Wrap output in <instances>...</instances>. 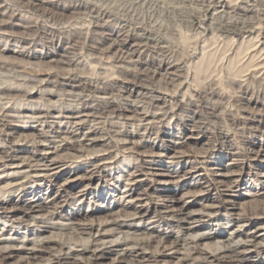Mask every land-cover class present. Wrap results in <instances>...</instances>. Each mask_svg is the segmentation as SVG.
Returning <instances> with one entry per match:
<instances>
[{
    "label": "rangeland",
    "instance_id": "obj_1",
    "mask_svg": "<svg viewBox=\"0 0 264 264\" xmlns=\"http://www.w3.org/2000/svg\"><path fill=\"white\" fill-rule=\"evenodd\" d=\"M2 1L6 4L8 3L7 6L9 5V8L18 10L17 4L21 0ZM55 1L59 2L61 5H67L69 2L68 4H80L88 7L94 6V8L99 7L101 10L106 8L105 11H108V14L114 9L112 11L113 13L110 12L109 14L111 19L109 18L110 21H107V24L95 18L76 16L72 13L70 14V12L65 14V19L71 21V24L75 23V25L78 26L82 24L93 26L102 23L108 25L106 27L109 28V30H117L118 27L119 29L122 27L121 30H123L124 33L128 30L126 33H129V35L132 34L137 40L140 39L141 47L140 49L138 48L139 50L136 49V51L139 52L133 55L127 52L128 54L126 53L127 56H125L122 50V52H120L119 49L121 46H119L117 41L114 39L111 40L112 38H107L104 41L95 36L89 37L88 39L79 38L78 40L80 41L76 42L73 53L72 50H70L67 54L58 56L54 55L52 49H50V51L47 50L48 53H46V49L43 50L40 47V43L44 44L50 39H45L41 32H35L33 34V32L28 33L27 29H25V27H27L25 24L32 21H44V18L41 19L42 17L37 16L40 15L39 13L24 9L20 10L22 20L19 19L17 23L16 21H14L15 23L11 21L5 22L0 18V119L3 118L4 115H7L4 119L8 122L10 120L9 123L17 126V133L10 137L11 140L5 136L7 130H4L3 127L0 126V156H2L3 152L6 150L11 151L16 148L22 149V147H24L26 154L34 151L32 145H26L24 142L26 143L25 140L32 141L36 135L42 133L40 131V125L36 123V119L32 118L33 120L31 121V118H29V115L34 117L33 114H30V112L23 113V109L30 108V106H27L26 102H24L21 97L17 96V98L11 99L9 98V94L6 93L8 92V88L18 86L19 84L21 85L20 88L23 86L27 88V86L37 85L32 92L33 98L30 99V101L39 102L41 96L38 92H40L41 89L47 88L57 95L55 99H52L50 103L47 102V104H52V102H54L53 104L57 105V109L67 107V109H69L72 104L69 103L74 100V95L69 94V92L64 90V87L59 84L61 83L65 86L66 84L69 85L68 83H70L72 78H82V80L91 82L92 80L109 81L108 83L139 82L143 85L144 89L149 92L146 93L148 95L145 94L137 98L130 97L129 100L121 98L119 93L115 92L116 94L113 93L109 99L115 108L129 109V111H124V114L130 119H133L131 120L132 123L130 121V124L125 125L114 113H111L112 109L109 111L111 114L106 112L104 116L102 115L103 119L100 118L95 121L96 123H89L90 126L93 125L96 131L101 134L98 136L105 135V139L113 136L115 131L123 132L128 129H135L139 134L144 133L143 125L140 126L138 121L139 117L135 112L131 111L132 108H138L140 110L141 108L145 110L150 108L149 111H155L154 113L158 115L157 117L159 119L157 118L153 121L149 139L145 142V147L140 149L141 151L144 150L142 153L146 154V158L143 156L140 157L139 154L126 149L127 145L126 147H115L113 145L108 152H99L97 154L99 158L105 157L108 159L104 162L98 160V157H95V155H90L91 157L83 156L81 158H69L70 160L67 159L66 165L64 164L62 166L60 165L61 163L58 165L59 168L65 170L66 173L63 174L56 186H51L50 182H46L45 186L32 192L33 188H31V185L24 187L21 185L22 181L26 179L23 178L25 176V172L23 171H26V168L20 169V173L16 174L15 180L6 176L7 173L12 172L13 169L4 170L0 167V200L9 198L10 204L7 206L8 208L22 207V209H24L29 205H40L44 207V205L48 206L51 204L52 208L49 211H53L57 215L55 219L50 221L41 219L39 222L37 220L34 223L24 218L25 221L21 223L17 222V218L22 216L21 211L14 213V216L10 219H4V216L0 214V247L21 246L22 244H28L36 238H53L61 245L72 247L83 242L86 243L89 241L87 240L89 239L88 236L79 233L80 231H77L74 226H71V221L68 220V217L71 216L72 213H87L91 215L90 219L96 222L104 221L111 215L122 220L127 218V215L133 214L135 210L140 207L147 209L151 203H158L162 205V210L167 211L170 210L171 207H178L185 204L188 205L190 211L201 213L207 206L213 205L216 202L217 194L215 190L206 191V186L209 184V181H215L214 183H216L215 185L217 186H220L219 181H223L230 187L231 190L222 193L223 196H221L222 199L228 201L226 204L228 211H232L233 213H258L264 210V162L255 160L248 153L253 144L264 143V121L260 117H264V85H262V83L264 84V0H206L208 3L205 2V0ZM109 1L112 2L110 3ZM105 2L108 4H105ZM148 2H150V4H148ZM141 3L144 6H142ZM228 4L232 5L230 6ZM105 5L106 7L104 8ZM113 14L114 17L112 18ZM112 19L117 23H115L116 25ZM185 21L187 23H185ZM76 22L78 24H76ZM58 23L62 24L64 22ZM58 23L55 22V25L59 26ZM134 23H136V26ZM138 23L140 26H138ZM1 24L4 27H2ZM219 24L220 26L221 24L223 25L221 26L222 28H215L218 27ZM65 25L63 24L61 27ZM113 26L116 27L114 28ZM234 26L237 28L239 27L238 30ZM223 27H225V29ZM240 27L242 29H240ZM2 29H4V31ZM151 29H154L153 32H150L152 31ZM216 29H218V31ZM231 29H233V31ZM140 30H143V32ZM229 30L232 32H229ZM234 31L236 33H234ZM26 32L29 35H31L30 33L33 35L27 36ZM138 33H140V36ZM40 36L44 39L39 38ZM124 38L125 37L122 39ZM145 40L146 42L150 40L148 45ZM34 42L36 43L35 45ZM115 42L118 45H116ZM153 44L155 45L153 46ZM90 45L95 46L92 47ZM112 45L113 47H111ZM21 46H26V48L21 50ZM29 46H31V48ZM78 47L81 48L79 49ZM96 47L97 49H95ZM160 47L164 49L162 50ZM155 52H157V56ZM159 52L162 53V56ZM76 54L77 56L75 57ZM136 55L139 56L138 59ZM162 61L171 62L174 69L176 68L175 70L173 69L175 73L171 72L173 71L172 69L170 72L160 70L159 65ZM73 62H75V64ZM124 63L126 65H124ZM77 64H79V66ZM179 68L182 69L180 70ZM125 72L129 73L126 75ZM162 73L165 75H162ZM131 74H133V76ZM167 74L169 76L168 78H166ZM171 76L173 80L172 78L170 79ZM257 82L261 85L259 86ZM239 83L241 85H239ZM243 83L247 84L244 85ZM39 85H41V88ZM52 86L54 87L52 88ZM245 86L246 89L244 88ZM212 87L214 90L222 92L223 96L221 98L215 97L216 99L211 97V93L214 92ZM244 89L247 91H245L246 93ZM197 92H203L204 96L202 98H197L195 96ZM4 93L5 97L3 96ZM157 95L162 96L165 99V103L157 107L150 106L153 96ZM63 100L65 102L67 101L66 104ZM68 100L70 102H68ZM100 108L102 107L99 106V109ZM14 109L17 111L14 112ZM4 110L12 111L4 112ZM167 110H171L173 114L161 120L160 116ZM22 114H24L23 118ZM192 116H195V119H192ZM27 117L29 119H26ZM183 134H187L193 138L187 139L189 144L185 148H182L184 152L183 155L181 154L182 156L175 154V156L178 155V158L171 160L166 157L157 156L160 151L159 149H163L161 147L167 145L171 146V148H176V143H182L184 141L182 138ZM219 135H224L225 140L218 138ZM7 138L10 141H7ZM105 139L99 141L92 151L97 152L106 149L105 143L110 142V140L107 139V141H105ZM114 139L115 137L112 140ZM220 144H222L225 149L220 148L211 150V146H219ZM50 147H52V145H50ZM64 151L61 150L59 154L63 156L65 153L66 155L67 149H64ZM141 151H139V153H141ZM171 153L172 152L169 153L168 157L173 155V153ZM141 158L145 160L154 159L156 162L159 161L160 164L153 165L149 167V169H144L145 171L137 172ZM97 166L100 167V173H95L99 174L96 179L92 181L88 179H78V177H89L92 171L97 170ZM226 167H228V169ZM18 178L20 179L18 180ZM35 179L37 180L38 178L30 177L27 180L33 183ZM48 179L51 180V178ZM71 180L74 182L70 183L69 181ZM63 184H66V186L64 190H61L64 188L62 186ZM131 187H133L132 191L129 190ZM151 206L152 205H150V207ZM166 206L170 209H166ZM39 213L42 212H33L32 215H38ZM150 217L152 219H148L147 217L135 221L134 223L139 225L140 231H136L133 235L131 232L130 237L149 238V236L151 237L149 234L151 231L166 234L173 229L174 232L178 230L174 228L175 224L169 220H157L154 218L155 214L153 215L152 213ZM200 225H202V230L208 228L211 229L213 233L220 231L222 234L220 237L221 239L215 238L212 241L213 243L224 241L227 233H230L233 228L231 224L227 223V217L224 211L215 215V217L213 216L211 221L201 222ZM254 228H256V226L250 227V230L254 231ZM256 232L255 235L258 239L264 235V229L256 230ZM122 237H124L123 234H116L114 239H120ZM262 243H264V241ZM212 247L214 248L215 246L212 245ZM177 256L181 255H176V257ZM253 256L254 257L251 258L252 263L264 264V257ZM115 258L116 254L113 253L103 259L102 264H113ZM19 262L20 257L17 256L11 259L10 264H20Z\"/></svg>",
    "mask_w": 264,
    "mask_h": 264
},
{
    "label": "bare ground",
    "instance_id": "obj_2",
    "mask_svg": "<svg viewBox=\"0 0 264 264\" xmlns=\"http://www.w3.org/2000/svg\"><path fill=\"white\" fill-rule=\"evenodd\" d=\"M201 1H203V0H201ZM205 2H207V1L205 0ZM68 3H67V5H63V4L61 5L59 2H57L55 0H52V1H50V0L49 1L48 0H21L17 4V8H18V10H17V9L9 8V5L7 6L8 3L6 4L4 1L0 0V18L2 19V21H5V22L11 21V22L15 23L14 21H16V23H17V21L19 19L22 20V14H20V12H21L20 10L24 9V10H28L30 12L33 11V12L39 13L40 15H37V16L42 17L41 19L44 18V21H43L44 23L38 22L37 20H35V21L30 22V23L27 22L28 24H25V25H27V27H25L24 25L23 26L25 27V29H27L28 33L33 32V34H34L35 32H41L42 36L45 39L46 38L50 39V40H48V42H45L44 44L40 43L41 46L40 45L39 46L43 50L46 49V53H48V51H50V49H52V52L54 53V55H58V56H60V55L63 56V54H67L70 50H72V53H73V49H75V47H76V42L80 41V40H78L79 38L88 39L89 37H95V36H97L98 39L104 40V41L107 38H110V39L112 38L111 40L114 39L115 41H117L119 43V46H121V48L119 50H120V52L123 51L125 56H127L126 55L127 52L130 55L131 54L133 55V54L139 52V51H136V49H138V48L140 49V47H141L140 39L137 40V38H135L132 34L129 35V33H126V32H128V30H127L128 28L126 29L127 31L125 30L126 32L124 33V31L121 30L122 27H121V29H119V27H118L117 30H114V29L109 30V28L106 27L108 25H105L102 23H100V25H98L99 24L98 23L97 25L91 26V25H87V24L86 25L82 24L81 22L80 23L82 25L78 26V25H75L74 22H73L74 24H71V21H68V19H65V14L70 12V14L72 13L73 15H76V16H88L92 19L95 18L96 20L103 21L107 24V21H110V19H111L109 17V14H110V12L113 13L112 11L114 9H112V11L109 10L110 12L108 14V11L107 12L105 11L106 5L104 6L105 9L101 10L99 7L94 8V6L88 7V6L80 5V4H68ZM93 4H94V2H93ZM105 4H108V3L105 2ZM132 4H134V3H132ZM146 4H147V2H146ZM148 4H150V2H148ZM13 5H14V3H13ZM99 5H101V4H99ZM139 5H140V3H139ZM210 5H211V3H210ZM228 5L231 6L232 4H228ZM142 6H144V5L142 4ZM14 8H15V6H14ZM115 8H116V6H115ZM129 10H131V9H129ZM243 11H246V10H243ZM36 13H34V14H36ZM116 15H118V14H116ZM119 15H122V14H119ZM113 17H114V14H113L112 18ZM125 17H127V16H125ZM69 19H70V17H69ZM76 19H77V17H76ZM138 19H140V18H138ZM114 20H116V19H114ZM112 21H113V19H112ZM186 21H185V23L188 22V21L187 22ZM51 22H53V23H51ZM55 22L56 23L64 22V23H62V24L58 23L60 26L59 27L58 25H55ZM95 22H97V21H95ZM136 22H138V21H136ZM190 22H191V20H190ZM115 23L116 22H114V24ZM63 24L64 25L67 24V25L61 27V25H63ZM76 24H78V23L76 22ZM134 24L136 26V23H134ZM140 24L138 26H140ZM227 24H225V25H227ZM14 25H17V24H14ZM1 26H2V24H1ZM141 26H142V24H141ZM195 26H196V24H195ZM219 26H220V24H219ZM219 26L215 27V28H222L221 26H223V25L221 24V26L220 27ZM228 26H225V27H228ZM2 27H4V26H2ZM18 27H20V26H18ZM225 27H223V28L225 29ZM234 27L237 30L239 28V27L237 28L236 26H234ZM234 27H233V29H234ZM129 28L131 29L130 26H129ZM156 28L159 29L158 27H156ZM132 29H134V28H132ZM142 29H144V28H142ZM233 29H231V30L233 31ZM240 29H242V28L240 27ZM2 30L4 31V29H2ZM153 30L150 32H153ZM216 30L218 31V29H216ZM231 30H229V32ZM247 31H248V29H247ZM141 32H143V30ZM161 32H162V29H161ZM212 33H213V31H212ZM234 33H236V32L234 31ZM26 34H27V32H26ZM30 34L33 35L32 33H30ZM138 34L140 36V33H138ZM154 34H156V33H154ZM23 35H25V34H23ZM31 35L27 34V36H31ZM35 36H36V34H35ZM142 36H144V35H142ZM10 37H11V35H10ZM123 37H125V38L122 39ZM39 38H42V37L40 36ZM44 38H42V39H44ZM91 39H93V38H91ZM136 41H137V43H136ZM25 42H27V41H25ZM37 42H38V40H37ZM145 42H146V40H145ZM148 42H146L147 45H148ZM35 44L36 43L34 42V45ZM116 45H118V44L116 43ZM116 45H114V46H116ZM147 45H145V46H147ZM154 45L155 44H153V46ZM18 46H20V45H18ZM90 46L94 47L95 45H90ZM160 46H162V45H160ZM29 47L31 48V46H29ZM111 47H113V45ZM25 48H26V46L25 47L21 46V50L25 49ZM35 49H37V48H35ZM95 49H97V47ZM107 49H108V47H107ZM154 49H156V48H154ZM21 50H20V52H21ZM115 50H116V48H115ZM166 51H168V50H166ZM161 52H159V53H161ZM24 53H26V52H24ZM155 53L157 56V52H155ZM155 53H153V54H155ZM162 53H161V56H162ZM164 55H166V54H164ZM76 56H77V54L75 55V57ZM138 57L139 56H137V59H138ZM71 60H73V59H71ZM76 60H77V58H76ZM67 61H69V60H67ZM169 61H167V62L162 61V63L159 65V69L169 71V72L171 69L173 70L174 66ZM73 63L75 64V62H73ZM77 65L79 66V64H77ZM124 65H126V64L124 63ZM178 65H177V68H178ZM180 65H182V64H180ZM122 66H123V63H122ZM126 70H128V69H126ZM174 70L171 72L175 73ZM125 73H123V74H125ZM128 73L129 72H127L126 75ZM163 73H162V75H165ZM131 75L133 76V74H131ZM168 77L169 76L167 74L166 78H168ZM171 78H172V76L170 77V79ZM23 80H26V79H23ZM126 80H128V79H126ZM139 80H140V76H139ZM172 80H173V78H172ZM168 81H170V80H168ZM227 81H228V79H227ZM25 82H27V81H25ZM56 82H59V81H56ZM108 82H105L102 80L101 81H98V80L93 81L92 80V82H91V81L82 80V78L79 79L76 77L72 78L70 80V83H68L69 85L66 84V86L59 82L60 83L59 85L64 87V90H67L69 92V94L74 95L73 101L70 102L68 100V102H70L69 104L72 103L70 105L71 108H69V109H67L68 107L63 108V109L62 108L57 109V105L53 104L54 102H52V104H47V102L50 103L52 101V99H55L57 97V95L55 93H53L51 90H49L47 88H45L43 90L41 89L40 92H38L41 97H40L39 102H37V103H36V101H34V102L30 101V99L33 98L32 92L37 85H32L30 87L27 86V88H25L23 86L24 88L23 87L20 88L21 85L19 84L18 86L8 88L7 91L9 93L8 92H6V93L9 94V98L15 99V98H17V96H19L22 98V100L24 102H26L27 106H30V108L23 109V113L24 112L25 113L30 112V114H33L34 117H32V115L31 116L29 115V118H31L30 119L31 121L33 120L32 118L36 119V123L40 125V131L42 133H40L39 135H36L32 141L25 140L26 143L24 142V144H26V145L29 144V145L33 146L34 151H32V152H29L26 154L24 147H22L23 150L16 148L15 150H11V151L6 150L3 152L2 156H0V167H2L4 170L13 169V171L10 173H7L6 176H9L12 179L16 180L15 176H17L16 174L20 173V169L26 168L27 170L23 171V172H25V176L23 177V178H26L25 180L29 179L30 177H37L38 179L37 180L35 179V181L33 183L29 182L30 180L29 181L24 180V181H22L21 185L23 187L27 186V185H31V188H33L32 192H34L37 189H40L43 186H45L46 182H50L51 186H56L58 184V181L60 180V178L63 176V174L66 173V171L63 169H60L58 165H59V163H61L60 165H62V166L64 164L66 165V163H67L66 161H68L67 159H69V158L73 159V158H81L83 156L95 155V157H98V160L104 162L105 160H108V159H106L105 157L99 158V156L97 154L101 151L102 152H108V150L113 145L115 147H122V146L126 147V145H127L126 149L131 150V152H133V153L139 154L140 157H142V156L145 157L146 154L142 153V152H144V150L141 151L140 149H143L145 147V142L149 139L150 131L152 130V127H153V121L158 118L157 117L158 115L156 113H154L155 111L154 112L151 110L149 111L150 108L148 110H145L143 108H141V110L138 108H132L131 109V111L135 112L138 115V117H139L138 121L140 123V126L143 125L144 133L141 132L142 134H139V132H137V130H135V129H128V130H125L123 132L122 131L121 132L115 131V133L113 134V136L115 137L114 140H112L114 138L113 136L107 138L108 140H110V142L105 143L106 149L99 150L97 152L92 151L94 149V147H96V145L99 143V141H101L102 139H105L104 138L105 135L104 136L103 135L98 136L101 134H99V132L96 131V129H95V127H93V125L90 126L89 123H94L95 121L99 120L100 118H102V115L104 116V114L106 112H109L110 109H112L111 113H114V115H116L117 118L122 120L125 125L130 124V121L133 120L124 114V111H129L128 108L119 109V108H115L113 106V103L111 102V100H109L111 98V95L116 92V93H119L121 98L129 99L130 97L137 98L140 96H144L146 93H149L144 89L143 85L140 84L139 82H137V83H123V82L108 83ZM259 82H257V83H259ZM240 83H242V82H240ZM240 83H239V85H241ZM260 83H259V86L261 85ZM243 84L245 85L247 83H243ZM22 85H23V82H22ZM262 85H264V84L262 83ZM11 86H13V85H11ZM40 86L41 85H39V87ZM55 86H57V85H55ZM53 87L54 86H52V88ZM244 88L246 89V86ZM245 89H244V92L246 91ZM3 90H5V89H3ZM203 91H204V89H203ZM213 91L214 92L211 93V97L221 98L223 96L222 92L216 91V90H214V88H213ZM1 92H2V90H1ZM13 93L14 94L16 93V94L14 95ZM206 93H207V91H206ZM203 94H204L203 92H197V94L195 96L197 98H202L204 96ZM4 95H5V93L3 94V96ZM146 95H148V94H146ZM6 96H8V95H6ZM59 97H61V96H59ZM215 99H213V100H215ZM66 102H65V104H66ZM151 102H152V104L150 106L157 107L161 104H164L165 99L162 96L157 95V96H153V99L151 100ZM99 106L102 108L99 109ZM14 110H15L14 112L17 111L16 109H14ZM5 111L11 112L12 110H4V112ZM172 114L173 113L171 110L164 111V113L160 116L161 120L166 119L167 117H169ZM23 115L24 114H22V118H23ZM5 116L7 117V115H4V117ZM8 116H10V115H8ZM4 117L0 119V126H2L4 130H7L5 136L10 139V137L14 136L17 133V126L9 123L10 120H9V122L6 121V119H4ZM260 117L264 121V117L263 116H260ZM29 118L27 117L26 119H29ZM24 119H25V117H24ZM192 119H195V116H192ZM131 123H132V121H131ZM136 128H138V127H136ZM262 131H263V128H262ZM258 133H260V132H258ZM263 136H264V132H263ZM8 138H7V141H10L11 139L8 140ZM182 138L184 139V141L182 143H176L177 144L176 148H171V146H167V145L161 147L163 149H159L161 152L159 151V154L157 156L158 157H166L167 159L171 160L174 158H178L177 157L178 155L175 156V154H179V155L182 154L183 155L184 152L182 151V148H185L186 146H188L189 143H188L187 139H191L193 137L188 136L187 134L186 135L183 134ZM218 138H220L221 140H225L224 135H219ZM107 139H105V141H107ZM45 143H47V144H45ZM50 145H52V147H50ZM60 146H62V147H60ZM211 147H212V149L209 148L211 150H216V149H220V148L225 149V148H223L222 144H220L219 146L214 145ZM9 149H11V148H9ZM64 149H67V153H66V155L64 153L65 156L63 155L64 156L63 157L62 155L59 154V152L61 150L64 151ZM139 151H141V153H139ZM168 152L169 153L172 152L173 155L168 157L169 156ZM248 153L255 160H261L264 162V143L253 144L250 152H248ZM104 164H106V163H104ZM158 164H160L159 161L156 162L154 159L153 160H145V159L141 158L139 165H138V168H137V172H142L144 169H149V167H151L153 165H158ZM96 168H97V170L92 171L91 175L89 177H87V178L86 177H78V179L79 180L88 179L90 181L96 179V177L99 174H95V173H100V170H99L100 167L97 166ZM226 168L228 169V167H226ZM219 176H222V175H219ZM20 178H18V180ZM48 178H51V180ZM69 182L72 183L74 181L71 180ZM214 182L215 181H209V184L206 186V191L215 190V192L217 194L216 202L213 205L207 206L206 209H204L203 212H201V213H195L193 211H190L188 208V205H185V204L178 206V207H171V209L168 206H166L165 208L166 209L169 208L170 210H168V211L162 210L163 209V208H161L162 205H159L158 203H151L150 205H152V206L150 207V205H149V207H147V209L140 207V208L136 209L133 214L127 215V218L122 219V220L115 218V217H113V215H111L109 218H106L104 221L102 220L100 222H96L95 220L90 219L91 215H89L87 213H79V212L78 213H72L71 216L68 217V220L71 221L70 222L71 226H74L77 231H80L79 233L87 235L89 238L87 240H89V241H87L86 243H84V242L80 243V244L72 247V246L61 245L53 238H41V239L36 238V239L30 241L28 244H22L21 246L0 247V264H10L11 259H13L17 256L20 257V262H19L20 264H102V260L105 259L107 256L113 254V253L116 254V258H115V261H113V264H260V263H252L251 258L254 257L253 255H255V257H264V243H262L264 241V235L262 237H259V239L256 238L257 236L255 235V233H257L256 230L264 229V210H262L261 212H258V213H253V212L233 213L232 211H228L227 206H226L228 201H226L225 199H222L221 196H223L222 193L230 191L231 189L223 181H219L220 186L215 185L216 183H214ZM62 186L64 188L61 190H64L66 184H63ZM132 188L133 187H131L129 190L132 191L133 190ZM9 204H10L9 198L4 199V200H0V211H1L0 214H2L4 216V219L5 218H9V219L12 218L14 216V213H16L17 211H21L22 216L21 217L19 216V218H17V220H18L17 222H21V223L25 221L24 218H27V220L29 219V220H31V222L35 223V221L38 220V222H39V220H41V219L42 220L47 219V221H50L52 219H55L57 216L55 212L49 211L52 208L51 204L48 206L44 205V207H42L40 205H35V206L29 205L24 209H22V207H20V208L19 207L18 208H8L7 206ZM58 208H61V207H58ZM222 211H224L226 214L227 223L231 224V226L233 228L234 227L235 228L234 229L232 228L231 232L227 233L224 241H221L220 243H213L212 242L213 239H215V238L221 239L220 237L222 236V234L220 233V231L213 233L211 231V229H208V228L202 230L201 229L202 225H200V223L204 222V221H211L213 216L215 217V215L220 214ZM33 212H42V213H39L38 215L33 214L34 215L33 216L32 215ZM151 213L153 215L155 214L154 218H156L157 220L159 219V220L171 221L173 224H175L174 228H177L178 230L176 232H174V229H173V230L167 232L166 234L157 233L156 231H151V232H149L151 237L148 235L149 238H145V237L139 238L136 236L130 237L131 232L133 235V233H135L136 231H140L139 227H138L139 225L135 224L134 222L137 220L145 219L147 217H148V219H152L150 217ZM252 226H256V228H254L255 232L253 230H250V227H252ZM116 234H123L124 237H122L120 239H118V238L114 239ZM24 237H26V236H24ZM212 245H214L215 247L213 248ZM176 255H181V256L176 257Z\"/></svg>",
    "mask_w": 264,
    "mask_h": 264
}]
</instances>
